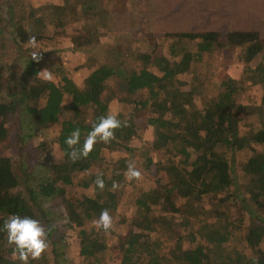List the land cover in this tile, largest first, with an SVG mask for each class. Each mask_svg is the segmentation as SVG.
Listing matches in <instances>:
<instances>
[{
  "label": "trees",
  "instance_id": "1",
  "mask_svg": "<svg viewBox=\"0 0 264 264\" xmlns=\"http://www.w3.org/2000/svg\"><path fill=\"white\" fill-rule=\"evenodd\" d=\"M7 1L4 0L3 5L9 14V27L5 29L0 24V30L10 31L17 45L29 43V38L35 36L37 50L31 51L26 46L18 59L19 78L9 81L7 89L3 88L0 62V229L11 214L39 220L48 231L53 256L57 239L53 236L51 212L44 205L46 199L59 197L65 202L68 225H82L85 218L99 217L103 209L113 210L117 204L113 185L122 178L121 170H113L108 175L100 169L94 173L92 180H83L81 184L91 185L93 193L81 200L85 204L82 209L65 198L64 185L72 182V174L101 159L102 150L107 145L97 142L87 158L72 162L67 154L71 149L65 144V139L71 131L79 128L80 143L76 148L81 149L87 133L94 123L99 122V117L116 114L122 122L127 121V126L116 130V139L110 143L128 151L133 150L128 141L139 130V118H145L146 124L152 126L151 146L168 149L170 157L180 156V163L170 159L165 164L152 161L151 155L145 151L146 164H154L156 170L162 169L164 172L134 198L136 213L140 217L132 223L141 229L131 227L118 238L119 243L115 246L117 264H264V113L259 111L256 128L249 126L252 122L242 121L244 105L236 98L238 83L234 77L220 79L216 93L202 100L203 106L198 108L194 100V86L197 83L186 86V80L177 76L180 70L189 68V64H183V61L186 63L189 60V56L192 62H197L203 53L223 47L227 50L238 48V56L244 62V79L263 85L260 99V106L263 107L264 0L257 1L258 5L252 0H203L205 5L212 6L224 1L225 6H233L234 14H242L240 17H244L247 23L251 20L259 23V26H237L230 22L223 32L213 28H189L188 20H183L181 15L173 20L174 23L168 22L169 29H161L162 15L175 0H133L131 8L124 4L126 35L138 34L139 31L140 35L155 36L156 41L148 51L135 50L129 44L121 48L118 40L107 44L103 34L110 32L107 22L113 21L111 18L116 14L113 7L101 5L97 0L46 3L41 5L40 12L28 5V11L22 15H18L17 6L13 3L6 5ZM198 1L188 2L195 9ZM77 10L90 20L84 34L71 35L74 48L86 59L87 52L92 53L94 47L100 48L104 54L103 61L88 65L83 84L79 85L56 60L53 70L56 71L57 80L46 81L42 87L44 102L37 104L32 99H36L41 91L35 81L41 55L51 51L54 53L56 49V34H48L45 28L50 24L65 26L67 20L79 18ZM93 17H97L94 24ZM174 26L186 29L178 30ZM112 32L117 36L122 35L117 29ZM168 37L171 38L168 52L171 56L181 55L178 62H171L162 52V44ZM184 40L193 41L195 48H187ZM49 43L54 46L51 48ZM2 49L4 44L0 40V58ZM111 50L118 57L112 61L107 60ZM34 51L39 52L38 61L31 58ZM258 55L260 59L252 62ZM116 72L125 89L120 97L114 94L110 88L111 82H108ZM111 98L118 99L115 110H111L108 103ZM112 103L115 106V102ZM124 105L129 110H122ZM91 108L93 114L89 117ZM10 118L15 125L13 141L17 145L28 142L50 123L58 122L59 129L52 141L58 145L62 158L51 174L48 172L33 181L27 157L16 167L11 156L3 153L5 148L13 146L8 137L10 128L7 123ZM46 143L45 140L40 146L46 149ZM22 146L20 144V148ZM245 147H249L252 153L243 164L244 179L236 181L231 161L235 151ZM100 173L105 185L103 191L94 184ZM219 193L223 194V199L235 194L240 197L244 207H248L246 203H251L250 208H246L250 216L243 235L245 246L241 248L232 247L230 251L224 249L237 227L219 206V200L212 201ZM244 194L245 197L241 196ZM178 196L194 201L195 208H182L176 202ZM204 197L210 207L199 209L198 200ZM156 204H163L172 214L177 213L180 220L174 222L168 214L166 217L169 220L151 214ZM189 215L196 216L199 223L197 227L192 226L195 220ZM234 219L243 221L239 216ZM186 227V233L178 232L179 228ZM78 236L82 259L77 264H102V254L108 247L104 235L82 227L78 230ZM171 239H175L173 244H167V240ZM183 239L187 240L185 246L182 244ZM246 247L249 250H244ZM52 263L59 264L55 260ZM0 264H20L13 258L12 248L7 244L3 231H0ZM29 264H45L44 256L39 261L30 260Z\"/></svg>",
  "mask_w": 264,
  "mask_h": 264
},
{
  "label": "rangeland",
  "instance_id": "2",
  "mask_svg": "<svg viewBox=\"0 0 264 264\" xmlns=\"http://www.w3.org/2000/svg\"><path fill=\"white\" fill-rule=\"evenodd\" d=\"M2 3L0 5V24L4 25L5 29L9 27L8 18L9 14L6 10V6L3 5L4 0H0ZM63 0H9L10 4L13 3L18 11V15L28 11V5H31L36 12H40L41 5L46 3H62ZM189 0H175L173 5L168 7L164 14L162 15V24L161 29H169L168 22L174 23L173 20L178 18L180 15L183 20H188L187 26L189 28H213L220 31H224L230 26V22H233L235 25H250V26H259V23H253L251 20L250 23H247L244 17L237 16L233 13L232 7L225 6V2L214 3L212 5H205L203 0H199L196 4L195 9L192 5H189ZM253 2L263 1V0H252ZM7 1L6 5H9ZM101 5L107 6L108 8L113 7L116 16L112 17L113 21H108L107 30L103 34L104 40L107 44L111 42H116L118 40L119 46L123 48L124 44H129L134 46L133 49L148 51L153 46L156 41L155 36H144L138 34L126 35L125 31V14L123 10V5L125 4L129 8L133 6V0H97ZM78 9V7H76ZM179 11L177 12L176 10ZM234 9V8H233ZM42 12V11H41ZM79 15V18H71L65 22V26L60 27L54 26L52 24L45 28V32H53L56 34V49L54 53L52 51L49 54H43L40 58L39 71L37 75L36 83L40 86L41 91L36 97L32 99L33 102L37 104H42L44 102L45 92L42 90V87L45 85L46 81H49L45 78L43 73H40L44 70H48L51 73L52 79L56 81L57 75L53 68L56 66L55 61L59 62L65 67L71 77L74 79L77 84H83L84 76L86 74L88 65H96L99 62L103 61L104 54L101 53L102 49L94 47L92 53H88V58L86 59L83 54L74 48V41L72 40L71 35L84 34L86 31V24L89 22L85 15L81 14L79 10L76 11ZM97 20V17H93L92 23L94 24ZM8 26V27H6ZM262 26H264V18L262 19ZM119 28V29H118ZM178 30H185L186 28L175 27ZM113 29L122 32V35H115L112 32ZM64 30V31H63ZM124 30V31H123ZM127 32V31H126ZM49 34V33H48ZM160 34V33H156ZM0 40L4 44V49H2V57L0 58L1 62V72L3 77V88L7 89L9 87V81L12 79L18 80L20 65L18 59L19 56L23 54L26 50V46L30 48L31 51L37 50V45L35 47L30 43H23L17 45L13 40L10 31L0 30ZM171 41V38L164 40L162 44V52L170 59L171 62H178L181 58L179 56H171L168 52L167 46L168 42ZM183 41V40H182ZM185 46L189 49H194L193 41H185ZM51 48L53 44H48ZM138 47V48H137ZM112 53H115L111 50L108 54L107 60H114L118 57H115ZM184 57V56H183ZM260 59V55L256 56L252 62H256ZM183 64H189V68L182 69L177 74L182 80L185 79L187 84H193L192 82L197 83L195 87L194 100L198 108H202L203 101L207 98L212 97L217 90L218 81L224 77H234L238 83V89L236 91V98L243 105V117L242 121L248 120L251 123L249 125L252 128L258 127L259 111H263L264 106H260V99L263 92V85L261 83H251L244 79L245 75L243 72L244 62L238 56V48L226 49L220 48L211 53H203L202 58L199 61L192 62L190 60L183 61ZM2 68V66H4ZM119 73L116 72L108 81L111 82L110 88H112L114 94L117 97H120L124 94V84L122 79L119 78ZM107 93H103L104 95ZM116 100V101H115ZM116 98L109 99L108 103L110 104L111 110H115L117 107ZM112 102H115V106ZM122 110L127 111L129 108L124 105ZM93 114V108L91 112L89 109V117ZM254 123V125H253ZM9 142L13 143V146L7 147L3 150V153H7L14 160L16 167L22 164V160L27 157L28 159V170L30 172V177L36 179L37 177L44 176V174L50 172L56 168L57 163L62 158V153L58 148V145L55 144L52 139L58 132L59 125L58 122L50 123L48 126L44 127L40 133L36 136H33L28 142H20L17 145L13 140H15V125L10 118L9 123ZM138 132L129 139V145L133 147V150L128 151L120 146L109 143L104 146L101 159L95 160L92 164L86 169L76 171L72 174V182L65 184V198L74 202L78 205L79 209H82V206L85 205L81 202L85 196H91L93 193V188L91 185L83 186L81 182L83 180L90 179L92 180L93 175L96 171L103 169L106 174H111L113 170H121L123 172L122 178L119 181H115V190L117 204L115 208L109 210V213L112 217L113 227L105 232L103 229H97L94 225V221L98 217L85 218L82 225H68L67 223V208L65 202L59 198H49L44 201V205L47 209L50 210L52 219L54 221V231L53 236L57 239V246L55 254L52 256L50 244L48 250L43 254L45 264H53L52 262L57 261L59 264H67L68 262L79 263L82 259V256L79 253V236L78 230L80 228H85L87 230L94 229L95 231L103 234L105 240L108 244V247L104 250L102 254L103 260L102 264H117L118 263V254L115 252L116 244L119 243L118 238L122 235H125L126 232L132 227V229L139 230L140 227H135L132 223L134 219L139 218L137 214V209L134 203V198L142 191L147 189L153 184V179L156 176H160L164 171L162 169L156 170L154 164L147 165L144 159L145 151L151 155L152 161L159 163L167 164V161L172 159L176 163H180V156H171V152L168 149H156L151 146L152 141V126L146 124L145 118H139ZM46 143V149L40 146L41 142ZM20 144L23 146L20 148ZM258 147L256 143L253 144ZM252 153V150L249 147L241 148L235 151L233 154L232 165L234 166V171L236 174V181H241L244 178L242 177L243 173V164L246 158ZM129 162H134L136 168L141 172V179H133L128 181L125 178V172L127 170V164ZM222 193H219L216 198H212V201H217L219 206L225 211L229 220L234 223L237 227L236 231L232 234L229 243L224 247L225 250L230 251L232 247L241 248L245 246V241L243 238L245 225L247 224L248 218L250 216L247 209L250 208L251 203H246L248 207H244V203L241 202L240 197L232 195L231 198H222ZM245 197L244 195H241ZM222 198V199H220ZM176 202L182 208L194 209L195 202L186 200L184 197L178 196ZM199 209L209 208L210 203L207 202L206 197L198 200ZM227 208V210H226ZM247 208V209H246ZM156 216L162 217L169 220L166 215H171L174 222L180 220L178 214H172L168 212L163 204L153 205L152 213ZM211 215V213H208ZM170 216V217H171ZM236 216L242 217L243 221H236L234 218ZM196 216L189 215V218L194 219L192 223L193 227L199 225L198 221L195 219ZM188 227L179 228L178 232L186 233ZM146 231V230H145ZM175 239L167 240V244H173ZM166 244V246H167ZM183 246L187 245V240H182ZM244 250H249L246 247ZM171 264V263H170Z\"/></svg>",
  "mask_w": 264,
  "mask_h": 264
},
{
  "label": "clouds",
  "instance_id": "3",
  "mask_svg": "<svg viewBox=\"0 0 264 264\" xmlns=\"http://www.w3.org/2000/svg\"><path fill=\"white\" fill-rule=\"evenodd\" d=\"M29 43L35 47L36 37H30ZM38 53L39 52L34 51L31 58L38 61ZM40 73H43L47 80L50 81L52 79L51 73L48 70H44ZM126 126L127 121L122 122L117 118L116 114H107L99 117V122L94 123L91 131L87 133L81 149L76 148V145L80 143V129H74L65 139V144L71 149V151L67 153L69 159L72 162H76L79 159L87 158L93 151L97 142L109 144L116 139V130ZM101 177L102 173L98 174L94 184L103 191L105 185ZM125 178L128 181L141 179V172L136 168L134 162H129L127 164ZM113 187L115 188L116 185L114 184ZM93 223L97 229H103L105 232L113 227L112 217L107 209H103L98 219ZM0 231L6 234L7 244L12 248V256L14 259L18 260L20 264H29L30 260L39 261L49 248L48 231L37 219L11 214L4 221Z\"/></svg>",
  "mask_w": 264,
  "mask_h": 264
},
{
  "label": "crops",
  "instance_id": "4",
  "mask_svg": "<svg viewBox=\"0 0 264 264\" xmlns=\"http://www.w3.org/2000/svg\"><path fill=\"white\" fill-rule=\"evenodd\" d=\"M77 83V82H76Z\"/></svg>",
  "mask_w": 264,
  "mask_h": 264
}]
</instances>
